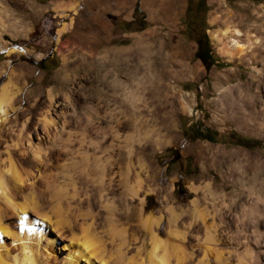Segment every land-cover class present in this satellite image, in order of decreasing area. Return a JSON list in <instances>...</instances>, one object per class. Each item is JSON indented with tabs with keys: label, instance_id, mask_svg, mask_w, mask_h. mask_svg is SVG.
Wrapping results in <instances>:
<instances>
[{
	"label": "rangeland",
	"instance_id": "obj_1",
	"mask_svg": "<svg viewBox=\"0 0 264 264\" xmlns=\"http://www.w3.org/2000/svg\"><path fill=\"white\" fill-rule=\"evenodd\" d=\"M144 1L0 0V19L9 13L26 29L23 35H2L10 48L24 50L7 54L0 48V91L11 79L8 87L16 89L11 100L19 106L7 118L10 130L0 126V170L8 151L22 165L31 160V153L20 154L19 143L27 132L43 134L42 117L50 108L58 119L67 95L84 121L85 98L102 109L92 122L93 139L102 141L105 135L114 144L111 201L100 199L96 185L78 173L77 196H72L73 186L58 173L66 156L55 148L61 153L44 167L47 185L41 186V202L52 220L61 216L65 236L71 234L69 227L79 233L93 216L91 229L110 243L108 213L113 208L120 220L115 242L136 237L141 252L149 237L139 223V210L160 216L162 238L171 236V212L180 230L189 223L185 234L191 239L203 235L202 220L228 227L231 235L250 228L264 235V0H200L199 25L214 59L209 67L191 55L190 41L180 33L184 0H152L149 6ZM71 2L75 6H67ZM121 50L128 54L115 64ZM49 53L52 57L41 61ZM48 91L58 102L52 107ZM250 100L255 112L248 116ZM105 109L128 120L129 127L116 131V120L103 118ZM192 125H199L197 132L208 128L212 140L194 137ZM80 132L72 122L62 130L74 149L81 147ZM127 137L132 160L140 156L143 163V188H150L140 189L142 201L126 190V162L118 152ZM39 143L43 155L49 153L48 142ZM55 200L60 208L53 206ZM132 247L126 263L139 264Z\"/></svg>",
	"mask_w": 264,
	"mask_h": 264
},
{
	"label": "bare ground",
	"instance_id": "obj_2",
	"mask_svg": "<svg viewBox=\"0 0 264 264\" xmlns=\"http://www.w3.org/2000/svg\"><path fill=\"white\" fill-rule=\"evenodd\" d=\"M151 1L145 0L144 3L149 6L152 4ZM73 5L75 6L73 2L67 4L69 7ZM150 11L156 13L153 8H150ZM157 13L162 14V10L159 9ZM25 30V28L16 25V20L12 19L11 14L6 13L5 18L0 19V48H5L7 54L24 50V48H10L11 46L7 45V41L2 35L5 33L10 37H15L23 35ZM127 54L128 52L125 50L117 51L114 55L115 64H121ZM230 56L231 54H229V58H231ZM138 69L135 70L136 73H138ZM2 71H4V67L0 65V72ZM8 82L0 91V126L6 130H10L7 118L18 106L11 100L16 89L13 87L14 89L12 88L13 91H11V82L9 84ZM9 85L10 87H8ZM51 94L48 91L49 107L58 104ZM74 100L73 97L66 96L63 102L64 107L58 112V119L53 117V113L49 111L50 108L48 109L47 115L42 117L43 134L39 133L36 136L31 135L30 132L25 134V139L19 143V152L22 156L31 153V160L26 165L13 159L8 151L6 167L0 170V264H127L126 260L130 257L127 252L129 245L135 249L139 264H264V235L257 234L256 229H247L239 236L231 235L228 234L230 232L228 227L215 223L207 224L202 220L203 235L191 239L185 234L188 231L189 223L187 227L180 230L172 212L167 233L173 236L162 238L158 234L160 216L158 217L154 213L144 216L139 210L137 214L139 223L149 237L147 246L142 252L136 237L127 243L125 235L115 242L116 238L114 237L120 232L115 224L120 221L114 213L115 208H113L114 210L109 209L108 213L110 243L106 244L103 238L91 229L93 216L79 233L69 227L71 234L69 237L65 236V227L61 226V216L58 215L55 220H52L41 202L42 187L47 185V181L43 180L44 167L52 157H59L61 153L54 149H60L66 156L67 162L58 168V173L64 179L69 180L73 186L72 196L75 198L77 192L74 174L76 173H78V177L83 176L88 182L96 185L99 198H103L107 203L111 201L107 196L113 180V175H111L113 171L109 160L113 155L114 144L105 139V135L102 136V141L97 142L91 135L94 129L92 122L96 115H101L102 109H99V104L98 106L90 100L82 99L85 119L81 121L74 109ZM253 105L252 100L245 105L248 107V116L255 112ZM260 108L264 112V101ZM105 111L106 115H103L105 120L109 122H112L113 119L116 120V125H113L116 131L129 127L128 120L120 121L113 112ZM70 122L80 126L81 132L78 140L81 147L79 149L72 147L70 135L62 133L65 125ZM41 139L48 142V149H50L49 153L44 155L40 146L37 145L40 144ZM125 141L127 144L121 146L118 155L126 162V182H129L126 183V190L131 196H137L142 201L140 191L145 192L150 189L144 190L143 188V163L140 156H136L132 160L133 150L132 146L128 144V137ZM100 156L106 158L102 160ZM129 172L132 173L131 176H129ZM129 177L132 178L133 183L127 180ZM85 193L88 195L87 191ZM86 199L87 204L90 205V198ZM191 204L193 208L197 207L195 200H192ZM53 206L60 208V202L53 201ZM110 206L108 205V208ZM121 233L119 234L121 235Z\"/></svg>",
	"mask_w": 264,
	"mask_h": 264
},
{
	"label": "flooded vegetation",
	"instance_id": "obj_3",
	"mask_svg": "<svg viewBox=\"0 0 264 264\" xmlns=\"http://www.w3.org/2000/svg\"><path fill=\"white\" fill-rule=\"evenodd\" d=\"M199 7L200 0H184L181 14L183 25L180 33L186 40L190 41L191 55L202 65L209 67L210 64H213L214 59L206 35L199 25Z\"/></svg>",
	"mask_w": 264,
	"mask_h": 264
},
{
	"label": "trees",
	"instance_id": "obj_4",
	"mask_svg": "<svg viewBox=\"0 0 264 264\" xmlns=\"http://www.w3.org/2000/svg\"><path fill=\"white\" fill-rule=\"evenodd\" d=\"M134 10L135 11L138 10V4H137V2H135V4H134ZM41 61H42V59H41ZM191 129L193 130V136L194 137H199L200 136V137H204V138H207L209 140H212L211 136L208 135V128H204L202 130V132H197V131L200 130L199 125H192L191 126Z\"/></svg>",
	"mask_w": 264,
	"mask_h": 264
},
{
	"label": "crops",
	"instance_id": "obj_5",
	"mask_svg": "<svg viewBox=\"0 0 264 264\" xmlns=\"http://www.w3.org/2000/svg\"><path fill=\"white\" fill-rule=\"evenodd\" d=\"M68 4H70V3H68ZM98 19H100V17H98ZM102 22H103V20H102ZM50 57H52V53H49V54L43 55V56L40 57V58H41V59L44 58V59H42L43 62H44L45 60L49 59Z\"/></svg>",
	"mask_w": 264,
	"mask_h": 264
}]
</instances>
